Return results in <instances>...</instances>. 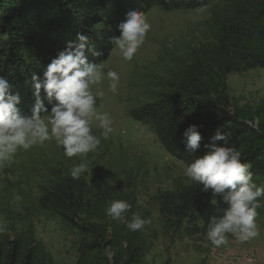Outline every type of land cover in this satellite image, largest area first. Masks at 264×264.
Wrapping results in <instances>:
<instances>
[{"label": "trees", "instance_id": "16d2710c", "mask_svg": "<svg viewBox=\"0 0 264 264\" xmlns=\"http://www.w3.org/2000/svg\"><path fill=\"white\" fill-rule=\"evenodd\" d=\"M208 6L214 42L194 54L179 77L164 84L156 100L133 108L131 115L186 166L204 154V145L222 128L229 134L230 146L251 165L253 181L264 185V119L253 124L244 118L226 83L232 73L264 69V0H0V76L14 94L19 93L21 115L30 117L35 103L33 74L43 79L51 59L69 41L76 42L78 33L89 38L88 60L101 65L116 47L111 38L120 35L118 25L128 11L137 9L145 15L154 7L171 11ZM41 98L50 111L55 100L49 102L43 89ZM193 124L202 140L200 148L189 153L183 132ZM111 183L110 176L99 170L78 180L67 175L42 190L38 207L60 217L81 237L76 264H144L143 235L125 225L139 212L136 195ZM200 187L190 182L156 194L162 233L206 235L210 216L221 215L226 204ZM113 200L132 205L123 223L105 213ZM29 237L34 238L33 232ZM22 239L18 235L7 246L0 243V264H39L40 254L51 264L44 250L30 248Z\"/></svg>", "mask_w": 264, "mask_h": 264}, {"label": "rangeland", "instance_id": "374dc122", "mask_svg": "<svg viewBox=\"0 0 264 264\" xmlns=\"http://www.w3.org/2000/svg\"><path fill=\"white\" fill-rule=\"evenodd\" d=\"M211 11L209 6L171 11L154 7L145 14L151 30L133 59L124 60L115 47L100 65L104 79L91 85L93 92L97 89L104 92L103 97L97 98V113H108L114 123L113 132L104 139L99 122L93 117L92 132L101 139L95 152L83 158H69L53 138L27 151L19 149L10 162L0 166V226L5 229L0 232V243L7 246L19 235L22 241L31 244L30 248L37 246L44 250L52 259L51 264H76L80 235L68 229L60 217L41 210L38 200L43 189L70 175L72 167L85 159L89 168L81 176L89 178L92 171L100 170L110 176L113 186L136 195L138 214L150 220L140 230L146 248L144 264H236L235 258L243 254L237 249L254 246L256 253L260 242L264 243V207L257 209L255 222L259 235L244 243L229 234L228 243L217 249L206 235L162 233L156 194L192 181L183 173L186 165L171 156L157 136L131 115L133 108L156 100L165 90L164 84L178 78L194 54L214 42L208 24ZM108 70L120 75L115 93L109 88ZM226 83L233 105L244 118L253 124L264 119L263 68L232 73ZM47 116L41 117L45 123ZM16 195L22 197L18 202L13 199ZM260 202L264 205V197ZM108 257L112 258V254ZM39 264H49L42 254Z\"/></svg>", "mask_w": 264, "mask_h": 264}, {"label": "clouds", "instance_id": "9594fccd", "mask_svg": "<svg viewBox=\"0 0 264 264\" xmlns=\"http://www.w3.org/2000/svg\"><path fill=\"white\" fill-rule=\"evenodd\" d=\"M118 28L120 35L112 37V43L124 60L131 61L143 45L151 24L142 11L132 9ZM88 41V36L78 33L76 42L69 41L66 48L51 59L43 71V79L33 74L35 103L30 117L21 115L17 106L19 93L14 94L8 80L0 76V166L10 162L19 149L27 151L53 138L63 148L65 156L86 157L101 143L100 137L92 132L93 117L99 122L104 139L113 132L114 122L110 115L97 113V98L103 97L104 92L99 89L93 92L91 85L99 84L104 74L101 66L90 62L86 56ZM106 77L110 90L117 92L120 75L108 70ZM41 89L49 102L55 100L50 111L41 98ZM41 113L48 114L47 123L41 119ZM183 137L187 152L195 153L200 148L202 135L197 125H189ZM229 139V134L218 128L210 142L204 145V154L183 169L190 181L201 186V191L210 190L213 197L219 196L226 204L221 215L210 216L206 229L207 240L217 249L228 243L229 234L241 243L257 237V209L264 207L260 202L264 197V185L253 181L251 165L241 159V153L230 146ZM88 168L89 162L82 159L72 167L71 178L78 180ZM13 199L18 202L22 197L16 195ZM131 208L127 201L113 200L105 213L113 220L124 222ZM147 224L150 220L134 213L126 227L135 232ZM4 231L0 226V232Z\"/></svg>", "mask_w": 264, "mask_h": 264}, {"label": "built area", "instance_id": "2783aa9c", "mask_svg": "<svg viewBox=\"0 0 264 264\" xmlns=\"http://www.w3.org/2000/svg\"><path fill=\"white\" fill-rule=\"evenodd\" d=\"M235 263L236 264H260L258 262V258L254 253H243V254H239V256H237L235 258Z\"/></svg>", "mask_w": 264, "mask_h": 264}, {"label": "crops", "instance_id": "0c3cea01", "mask_svg": "<svg viewBox=\"0 0 264 264\" xmlns=\"http://www.w3.org/2000/svg\"><path fill=\"white\" fill-rule=\"evenodd\" d=\"M234 245H235V243H234ZM253 249H255L254 246H252V249L246 248V249H237V250H238V252H242V253H247V252L254 253ZM229 251H232V250L229 249ZM255 252L257 253V254L255 253V254L258 257V262L260 264H264V243L260 242V244L257 246V249Z\"/></svg>", "mask_w": 264, "mask_h": 264}]
</instances>
